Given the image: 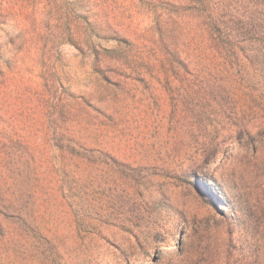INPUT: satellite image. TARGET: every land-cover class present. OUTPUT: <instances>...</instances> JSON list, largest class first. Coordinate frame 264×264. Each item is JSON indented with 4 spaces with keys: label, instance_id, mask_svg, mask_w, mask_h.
I'll list each match as a JSON object with an SVG mask.
<instances>
[{
    "label": "rangeland",
    "instance_id": "obj_1",
    "mask_svg": "<svg viewBox=\"0 0 264 264\" xmlns=\"http://www.w3.org/2000/svg\"><path fill=\"white\" fill-rule=\"evenodd\" d=\"M142 263L264 264V0H0V264Z\"/></svg>",
    "mask_w": 264,
    "mask_h": 264
},
{
    "label": "trees",
    "instance_id": "obj_2",
    "mask_svg": "<svg viewBox=\"0 0 264 264\" xmlns=\"http://www.w3.org/2000/svg\"><path fill=\"white\" fill-rule=\"evenodd\" d=\"M211 23H213L212 20H211ZM19 218H20V217H19ZM21 221H22L23 227H25L26 231H28V229H29V224L26 223V220H25V222H24V219H21ZM23 229H24V228H23Z\"/></svg>",
    "mask_w": 264,
    "mask_h": 264
},
{
    "label": "bare ground",
    "instance_id": "obj_3",
    "mask_svg": "<svg viewBox=\"0 0 264 264\" xmlns=\"http://www.w3.org/2000/svg\"><path fill=\"white\" fill-rule=\"evenodd\" d=\"M142 264H144V263H142Z\"/></svg>",
    "mask_w": 264,
    "mask_h": 264
}]
</instances>
